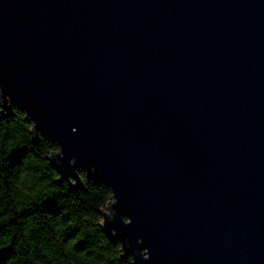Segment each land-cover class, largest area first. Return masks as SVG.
I'll list each match as a JSON object with an SVG mask.
<instances>
[{
  "label": "water",
  "instance_id": "water-1",
  "mask_svg": "<svg viewBox=\"0 0 264 264\" xmlns=\"http://www.w3.org/2000/svg\"><path fill=\"white\" fill-rule=\"evenodd\" d=\"M0 89L135 264H264V0H0Z\"/></svg>",
  "mask_w": 264,
  "mask_h": 264
},
{
  "label": "clouds",
  "instance_id": "clouds-1",
  "mask_svg": "<svg viewBox=\"0 0 264 264\" xmlns=\"http://www.w3.org/2000/svg\"><path fill=\"white\" fill-rule=\"evenodd\" d=\"M15 108L18 110L16 117L9 122L7 137L0 135V141L6 146L7 155L3 159L8 161V172L0 178V226L11 223L14 219L20 218L30 210L37 202H43L60 194L62 186L65 184L73 187L79 183L86 194L94 201L87 206L86 210L80 207L79 200L70 202L71 211L63 212L57 217V222L52 225V230L56 233L53 238L51 251L42 250V255L49 260H59L60 264H117L119 260L129 258L135 264V258L125 250L131 245L127 239L115 240L113 242L109 236L115 237V230L110 229L106 234L102 229L106 222L113 221L118 210L114 207L118 200L110 185L104 182L97 183L90 178V173H95V167L88 169L76 167V157L68 159V166L73 169V176L66 179L62 174L51 167L54 161L57 166H62L64 153L62 145L47 139L37 128L36 121L31 119L28 112L14 106L11 97L0 89V117L7 119L6 109ZM75 131V129H73ZM27 138L30 144H23ZM37 143L33 144L32 141ZM43 140V142H41ZM11 145L12 147H7ZM14 149H24L23 158L15 165L10 166L9 156ZM60 181V185L55 182ZM81 192L77 189L76 193ZM98 201V202H97ZM67 216V219H64ZM123 225L131 223V218L120 217ZM32 228L27 227L24 235L27 237ZM69 236V233H73ZM86 237H96L91 247L77 249L80 242H84ZM13 239L12 233H0V252L7 249ZM142 243L140 238L135 240L136 248L143 261L150 259L148 248H139ZM59 247V252L56 248ZM30 264H43L41 259L29 250Z\"/></svg>",
  "mask_w": 264,
  "mask_h": 264
},
{
  "label": "trees",
  "instance_id": "trees-1",
  "mask_svg": "<svg viewBox=\"0 0 264 264\" xmlns=\"http://www.w3.org/2000/svg\"><path fill=\"white\" fill-rule=\"evenodd\" d=\"M0 111H2V109H0ZM17 112V109L12 108V113L7 114V119L0 117V135L7 137L8 132L6 129L9 128V122L16 117ZM43 136L50 139L44 134ZM41 142H43V140H41ZM32 143L36 144L37 142L34 143L32 141ZM23 144L27 145L30 144V142L25 138ZM7 147L12 146L8 145ZM24 154V149H14L9 156L10 166L17 164L23 158ZM6 155V146L0 141V178H3L4 173L9 171L7 168L8 161L3 159V156ZM96 182L99 183L104 181L96 179ZM79 190L81 192L76 193L77 189H71L65 184L62 186L59 195L43 202H37L30 210L26 211L22 217L14 219L11 223L0 226V233L13 234L11 244L7 249L3 250V252H0V264H30L28 258L30 249L35 256L41 259L43 264H60L59 260L53 261L43 256L42 250L48 249L51 251L53 238L56 235L52 230V225L57 222V217L63 212L71 211V201L79 200L80 207L85 210L87 206L94 203L84 189L80 188ZM64 219H67V216H64ZM29 226H31L32 230L26 237L24 231ZM72 234H74V232L69 233L68 235L71 236ZM95 239L96 237H86L84 242L78 243L77 249L82 250L85 246L91 247ZM56 251H60L59 247L56 248ZM123 259L124 258L119 260L117 264H132L130 258L128 260Z\"/></svg>",
  "mask_w": 264,
  "mask_h": 264
}]
</instances>
